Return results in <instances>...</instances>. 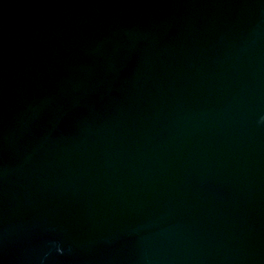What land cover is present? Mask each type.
I'll return each instance as SVG.
<instances>
[{"label":"water","instance_id":"1","mask_svg":"<svg viewBox=\"0 0 264 264\" xmlns=\"http://www.w3.org/2000/svg\"><path fill=\"white\" fill-rule=\"evenodd\" d=\"M0 264H264V0H0Z\"/></svg>","mask_w":264,"mask_h":264}]
</instances>
